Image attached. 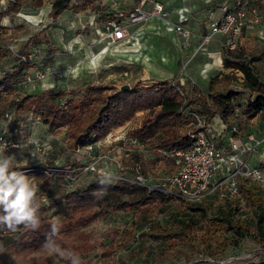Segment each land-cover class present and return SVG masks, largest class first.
Segmentation results:
<instances>
[{
	"label": "rangeland",
	"instance_id": "obj_1",
	"mask_svg": "<svg viewBox=\"0 0 264 264\" xmlns=\"http://www.w3.org/2000/svg\"><path fill=\"white\" fill-rule=\"evenodd\" d=\"M156 1L167 5V0H146V7L144 5L143 9L149 11ZM182 1L191 7L193 17L197 15L195 18H199L196 20L197 23L199 21L198 27L189 26L186 23L187 20L180 22L174 14L176 10L173 12L166 8L165 16L148 19L132 26L125 39L118 43H109L107 40L96 41V34L90 24H85L81 29L73 28L65 32L59 29L51 31V34L46 36L48 40L45 38L46 42L36 46L38 63L29 69L30 75H33L35 70H39L44 77L25 86L21 85L20 90L25 93H38L44 89L76 87L84 82L102 83L113 89L125 84L132 87L136 84L149 85L156 80L154 72L157 70L152 69L165 68L171 63L175 65L172 68L170 80L181 83L177 73L184 62L182 53L192 42L194 44L191 45V51L194 55L191 57L190 65H187L185 69L186 78L189 80V76L193 75L191 64H197L202 56H207V49H198L195 53L200 43L199 32L204 28L206 34L211 19L220 17L222 6L234 0H220L218 4V0ZM108 2L128 9L135 6L139 0H109ZM95 4H101V0H94L91 5L92 12ZM6 5L7 0H0V11L4 10ZM253 6H257L260 11L259 19L252 24V27L245 26L241 30L235 53L243 51L254 58L255 70L260 79L264 80V0L243 1L242 8L248 18H251L249 8ZM206 12L213 15L208 19L209 21L206 20ZM20 13L22 16L16 14L15 19L12 18L13 16L9 17L13 25H21L23 30L15 35L12 34L11 29L0 33V49H7L4 59L7 63L16 59L10 47L18 51L30 34L35 33L37 29L40 30L46 24L44 20L38 25L31 24L34 19L30 20L32 19L30 16L36 14L35 9L24 6ZM176 24H181L190 30L192 28L191 36L188 39L179 36L174 29ZM56 33L59 34L60 41H57L59 37L57 38ZM201 35L204 34L201 33ZM50 39L56 44L54 45ZM212 41L217 51L221 50V54L209 57L213 65L212 75L215 76L218 74L216 70L221 69L220 61L223 58L224 49L220 46L219 37H214ZM187 55L189 57V54ZM225 71L230 76V87L239 91L242 98L247 95L249 90L244 85L240 73L229 69ZM205 79L202 77L201 80L196 81V85L192 84L197 92L206 93ZM52 101L56 103L58 99H52ZM142 116L143 113L139 112L131 121L112 130L105 139L93 144V149L88 153L83 152V149L76 151L74 157L79 165L77 174L55 180L51 191L45 192L38 189L41 191V203L49 207L47 215L52 221L60 220L65 214L58 203L62 194L76 185L98 177L102 171L108 175L122 174L130 178L135 167H139L144 175L154 177L172 170L169 157L160 159L158 151L142 143L135 145L130 142L129 131L138 126ZM21 118L20 120L12 114L8 124L0 121V132L6 138L18 143V147L4 152L2 156L12 157L13 165H34L48 158H55L58 163H63L67 156L66 147L63 145L64 130L53 133L40 121L28 115H23ZM234 122L239 128L238 133L235 134L236 137L244 136L245 133L254 135L264 133V124L258 117L249 119L239 115ZM91 165L94 170L88 172L85 167ZM103 179L110 181L111 177ZM247 182L248 180L244 181V183ZM260 192L264 198V182ZM205 199L198 203L202 202L199 205L205 206L211 214L215 208L226 205V190L218 191ZM261 209L249 206L243 200L239 201L235 216L247 233L237 246L226 242L224 250L222 244L231 233H224L222 239L215 243V239H210L208 235H204L203 231L197 230L192 235L194 239L192 247L183 241H176L174 246H169L148 240L145 234L150 229L149 223L158 221L170 228L176 225V215H182L176 214L174 208L150 218L145 212L136 210L108 213L97 223L80 230L72 237L71 260L73 264H249L258 261L264 263V253L256 258L260 252L256 222L257 216L261 214L264 207ZM61 256L62 252L54 250L36 255L11 244L7 248H2L0 245V264H67L61 260Z\"/></svg>",
	"mask_w": 264,
	"mask_h": 264
},
{
	"label": "trees",
	"instance_id": "obj_2",
	"mask_svg": "<svg viewBox=\"0 0 264 264\" xmlns=\"http://www.w3.org/2000/svg\"><path fill=\"white\" fill-rule=\"evenodd\" d=\"M79 0H51L48 16L52 22L66 9L83 10ZM45 0H7L6 8L0 11V20L4 16H13L24 6L36 9ZM92 0H83L89 5ZM110 16V15H109ZM51 25V24H50ZM43 27L27 38L17 51L26 54L33 46L46 42V31ZM11 29L15 35L23 30L21 25H2L0 33ZM2 51V52H1ZM7 49H0V118L6 111L12 112L20 120L28 115L44 124L50 132L65 129L66 157L63 163L55 158H48L34 165L10 164L9 172L22 173L27 183L34 182L32 206L36 208L38 225L30 223H5L0 220V245L21 247L33 254L42 255L48 251L62 252L61 260L73 264L71 260L70 242L80 230L97 223L108 213L124 211H142L149 218L176 210V225L170 228L158 221L149 223L146 232L148 240L174 246V242L183 241L193 246L192 235L201 230L210 239L218 243L224 233H231L226 242L237 246L246 236L247 231L236 220L237 206L240 200L258 210L264 207V198L260 187L248 183H239V195L227 194L226 205L217 207L209 213L205 206L198 202L172 201L158 192H151L146 187L134 185L129 181H109L100 177L76 185L67 190L58 202L64 210V216L58 221L48 217L49 207L41 203V189L52 190L53 182L67 175L78 173L79 165L74 152L84 146L105 139L112 130L131 121L137 113L143 116L137 127L129 131L131 138L160 153V159L169 157L172 151L184 147L188 141V131L193 128L194 115H198L204 123H209L218 116L227 124L236 116L246 118L258 117L264 123V80L260 79L253 64L254 58L243 51H225L222 67L240 73L244 85L249 92L243 98L239 91L230 87L228 73H219L209 79L206 93H199L189 81L180 83L169 79L153 81L151 84H136L128 89L110 88L102 83L84 82L76 87L52 90L44 89L38 93H25L18 83L24 80L25 74L34 67L38 60L16 59L4 62ZM52 99H58L53 103ZM239 111L235 115V108ZM189 109L190 114L185 112ZM172 162V160H171ZM172 171V170H171ZM170 171V172H171ZM206 200V199H205ZM189 212L191 214H189ZM0 205V217L5 216ZM206 223L205 225H202ZM257 237L259 238V257L264 253V210L257 216ZM222 250V251H223ZM249 264H264L261 261Z\"/></svg>",
	"mask_w": 264,
	"mask_h": 264
},
{
	"label": "built area",
	"instance_id": "obj_3",
	"mask_svg": "<svg viewBox=\"0 0 264 264\" xmlns=\"http://www.w3.org/2000/svg\"><path fill=\"white\" fill-rule=\"evenodd\" d=\"M243 1L234 0L228 5L222 6L220 17H213L208 32L200 35V43L195 53L198 52V49L210 43L214 37H219L220 46L225 51L232 52L237 49L241 30L245 26L252 27V24L258 21L260 15L258 7L253 6L249 8L251 18H248L242 8ZM145 2L146 0H139L135 6L128 10L112 12L102 22L101 35L97 41L107 40L109 43H118L125 39L130 26L166 15L165 7L160 1L154 2L149 11L143 9ZM174 29L184 39L191 36V30L181 24L174 25ZM10 49L16 55L17 62L19 60H37V47H32L26 54L18 53L13 50V47H10ZM185 69V65H183L179 70V79L181 80H187ZM4 72L5 70L1 68L0 75ZM43 77L44 74L39 70H35L33 75H30V71H28L23 82H19L18 86H25ZM238 111L239 109L236 107L235 115ZM185 112L190 114L189 109H186ZM11 118L12 112L6 111L0 121L8 124ZM194 119L193 128L187 133V144L169 153L172 160L171 172L154 177L144 175L139 167H135L130 178L122 174L108 175L105 171L99 173L98 177H111V181H129L134 185L146 187L151 192L161 193L175 202L179 200L199 202L223 189L230 196H238L239 183L245 180H248V184L256 185L262 189V183L264 182V133L257 136L253 133H247L245 138H241L235 136L239 128L234 120L224 124L222 132H217L211 122L204 123L198 115H194ZM66 128L65 126L62 129L65 131ZM130 142L135 145L140 144L136 138H130ZM63 145L65 147L67 145L66 138ZM92 145L80 149L88 153L93 149ZM16 147H18L17 142L6 138L0 132V155ZM85 169L92 172L94 167L92 165L86 166ZM28 184L34 191L37 189L34 182Z\"/></svg>",
	"mask_w": 264,
	"mask_h": 264
},
{
	"label": "crops",
	"instance_id": "obj_4",
	"mask_svg": "<svg viewBox=\"0 0 264 264\" xmlns=\"http://www.w3.org/2000/svg\"><path fill=\"white\" fill-rule=\"evenodd\" d=\"M50 1L51 0H45L44 4L40 8L35 9L36 14H31L32 16H30V18L32 17V19H30V20L34 19L35 21L34 20L31 21L32 22L31 24L38 25L39 23L43 22V20L46 22V24H44L43 27H46V26L51 24L47 28L46 36L50 35L51 31H53L55 29H59L61 32H65V31H68V30L73 29V28L81 29L85 26V24H90V26H92V29L94 30V32L96 34V41H97L98 37L101 35L102 22L107 17H109V15H111L112 12H114L116 10H128L131 8L130 7L128 9H125V7H117V6H115V3L108 2L109 0H101V4H98V5L95 4L93 6V9H92L93 12H92L91 11V5L94 3V0L92 1V4H89V5L88 4L84 5L83 0H79L78 1L79 6L83 7L84 8L83 10L78 11L75 9H66L58 16L57 20L52 22L51 18L48 16L49 11L51 9ZM95 2H97V1H95ZM219 2H220V0H218L217 4ZM166 3H167V5L166 6L164 5L165 9L167 8L168 11H173V12H175L174 10H176L177 13L175 12L174 14L177 16V18L180 22L187 20L186 23L189 26H192L193 28L198 27L199 21L197 23L196 20H198L199 18L198 19L195 18V17H197V15H194V17H193V15L191 14V11H190L191 7H189L188 3H183L182 0H167ZM145 7H146V5H145ZM20 12L21 11L15 13L12 18L15 19L14 16L16 14L21 15ZM211 14L212 13H210V12H206L205 15H206L207 21H209L208 19L213 16ZM2 19H3L2 21L0 20V23L2 25L10 26L8 24H11V25L13 24L10 21L11 18L9 16H4ZM132 26H134V25H132ZM132 26L129 27V30L131 29ZM189 28H191V27H189ZM40 30L37 29L35 33H37ZM191 30H192V28H191ZM196 31L199 32V30H196ZM204 31H205L204 28H202L201 31L199 32V34L200 35H201V33L205 34ZM56 34L58 35L57 38L59 37V40L57 39V41H60L59 34L58 33H56ZM31 35L32 34H30L29 36H31ZM50 40H51V42H53L54 45L56 44V43H54L55 41H53L52 39H50ZM212 42L213 41H211L210 43H208L207 45H205L204 47L201 48V50L207 49V54H206L207 56H202L200 61L197 64L196 63H194L193 65L191 64L190 67L193 68V75L189 74L190 75L189 80L188 79L187 80L182 79L181 80L182 83H184V81H190L191 85L192 84L196 85L195 84L196 81H199V80H201L202 77H204V78H206L205 79L206 80L205 86L208 85L209 79L211 77H213V75H212V72H213L212 66L213 65L211 64V60L209 57L215 56V55L217 56L218 54H221V50L217 51V47ZM192 44H194V43L191 42V44L188 45V48H185L184 52L182 53V55H183L182 59L184 60L183 65H185V68H187V65H190L191 59H192L191 57H193L192 51H191V45ZM187 54H189V57H187L188 56ZM223 54H224V51H223ZM174 65L175 64L171 63L169 66H166L165 68L159 66V68L161 67L160 69H155V68L152 69V70H157L154 72V74H155L154 77L156 80H153V81L164 80V79L170 80L172 77L171 72H173L172 68L174 67ZM220 66H221L220 67L221 69L216 70V73L219 74V72L221 70L223 72H226L225 71L226 69H224L222 67V60L220 61ZM159 74L161 75V77H157V75H159ZM177 75L179 76V71H178ZM209 75H210V77H208ZM194 85H192V86L194 87ZM129 87H131V86L129 85ZM64 88H66V87H64ZM211 123L217 132H222L224 130V124L225 123H223V121L218 116L214 117L211 120ZM246 134L247 133H245L244 136H240V137L245 138ZM99 142L100 141H97L94 144H97ZM60 207H61V205H60Z\"/></svg>",
	"mask_w": 264,
	"mask_h": 264
},
{
	"label": "clouds",
	"instance_id": "obj_5",
	"mask_svg": "<svg viewBox=\"0 0 264 264\" xmlns=\"http://www.w3.org/2000/svg\"><path fill=\"white\" fill-rule=\"evenodd\" d=\"M12 157L0 155V205L6 213L0 217L5 223H30L38 225L36 208L32 206L34 189L29 186L25 176L18 172H9Z\"/></svg>",
	"mask_w": 264,
	"mask_h": 264
},
{
	"label": "water",
	"instance_id": "obj_6",
	"mask_svg": "<svg viewBox=\"0 0 264 264\" xmlns=\"http://www.w3.org/2000/svg\"><path fill=\"white\" fill-rule=\"evenodd\" d=\"M129 88V86L128 85H122V89H128Z\"/></svg>",
	"mask_w": 264,
	"mask_h": 264
}]
</instances>
